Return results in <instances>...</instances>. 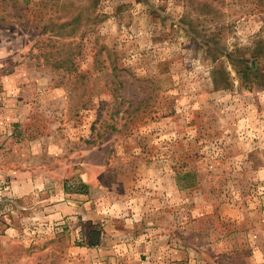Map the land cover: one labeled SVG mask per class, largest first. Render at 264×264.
I'll return each instance as SVG.
<instances>
[{"label": "rangeland", "instance_id": "374dc122", "mask_svg": "<svg viewBox=\"0 0 264 264\" xmlns=\"http://www.w3.org/2000/svg\"><path fill=\"white\" fill-rule=\"evenodd\" d=\"M0 264H264V3L0 0Z\"/></svg>", "mask_w": 264, "mask_h": 264}, {"label": "trees", "instance_id": "16d2710c", "mask_svg": "<svg viewBox=\"0 0 264 264\" xmlns=\"http://www.w3.org/2000/svg\"><path fill=\"white\" fill-rule=\"evenodd\" d=\"M23 4H25V2L27 1V0H20ZM220 2L221 0H212V2ZM259 1H262L263 3H264V0H259Z\"/></svg>", "mask_w": 264, "mask_h": 264}]
</instances>
